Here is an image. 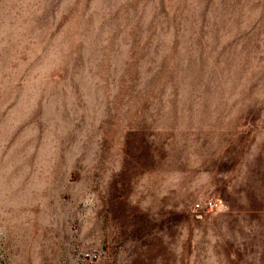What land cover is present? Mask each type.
<instances>
[{
  "label": "rangeland",
  "instance_id": "obj_1",
  "mask_svg": "<svg viewBox=\"0 0 264 264\" xmlns=\"http://www.w3.org/2000/svg\"><path fill=\"white\" fill-rule=\"evenodd\" d=\"M0 264H264V0H0Z\"/></svg>",
  "mask_w": 264,
  "mask_h": 264
},
{
  "label": "built area",
  "instance_id": "obj_2",
  "mask_svg": "<svg viewBox=\"0 0 264 264\" xmlns=\"http://www.w3.org/2000/svg\"><path fill=\"white\" fill-rule=\"evenodd\" d=\"M218 206V202L215 199L212 198H206L202 201H197L194 203V209H200V210H211Z\"/></svg>",
  "mask_w": 264,
  "mask_h": 264
}]
</instances>
